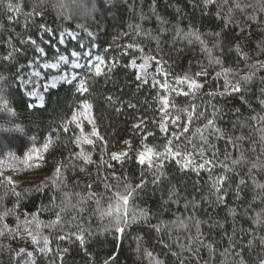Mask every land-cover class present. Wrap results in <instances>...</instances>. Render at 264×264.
<instances>
[{
	"label": "trees",
	"instance_id": "obj_1",
	"mask_svg": "<svg viewBox=\"0 0 264 264\" xmlns=\"http://www.w3.org/2000/svg\"><path fill=\"white\" fill-rule=\"evenodd\" d=\"M9 5L14 7L10 10ZM35 6L36 0H0V73L4 77L0 97L10 109L0 105V180L10 177L13 181L0 184V231L4 233L0 235V264H61L60 256L63 264H105L106 260L108 264H156L157 260L163 264H238L236 252H241L245 264H260L264 260V189L257 185H264V0H43L41 14L28 16ZM45 23L52 35L42 32L40 25ZM65 31L76 39L60 46L57 39ZM193 31L199 40L186 35ZM129 44L139 45V49H129ZM38 48L43 49L45 61L70 51H91L104 58L102 75H94L86 66L76 71L88 80L86 95L103 141L90 137L94 145L77 146L76 138L89 136L93 125L82 117L70 123L83 99L72 83L49 88L41 106L28 107L34 104L19 78L28 70L29 60L38 55ZM10 52L14 58L3 59ZM140 55L155 57L152 64L172 83L187 76L202 87L195 96H185L141 83L129 63ZM216 58L220 64L214 62ZM157 60L162 62L157 64ZM113 63L115 67L108 71ZM12 65L15 67L7 70ZM223 69L229 70L226 75ZM202 70L207 76H195ZM246 76L250 78L245 80ZM237 82L240 91L232 92L231 85ZM109 96L111 101L106 99ZM164 96L172 106L173 119H179L166 125L167 133L152 128L145 145L163 152L172 140L170 147L191 153L197 165L203 163L201 149L208 159L215 152L211 171L207 167L181 170L174 159L166 160L162 169L140 165L136 160L140 147L121 161L112 160L125 121L137 116L155 119L158 98ZM214 108L219 110L215 116ZM189 112L193 116L190 122ZM209 119H214L222 135L205 129ZM65 125L68 131H64ZM185 125L187 132H183ZM201 135L207 137V143ZM49 138L48 150L41 152ZM81 148L91 154V162L75 157ZM33 150L43 159L29 161L33 165L29 167L23 161ZM58 164L63 166L64 183L55 187L51 178ZM161 172L159 181L153 183ZM220 176L226 180L217 192L213 181ZM141 179L146 186L130 198L127 211L129 218L142 210L148 217L118 236L111 218L101 213L115 203L116 193H124L125 183L134 187ZM105 183L111 187L105 188ZM40 185H45L43 191H35ZM13 188L21 193L19 197ZM90 192L96 197L79 205L83 213L68 207L61 213L62 221L53 223L60 211L54 204L70 201L75 205ZM64 193L70 195L66 198ZM33 214L35 221L25 225ZM78 226L90 233L83 248L74 237L59 239L77 232ZM28 231L41 241L46 237L52 251L41 253L42 243L33 244ZM28 252L33 255L29 257Z\"/></svg>",
	"mask_w": 264,
	"mask_h": 264
},
{
	"label": "snow or ice",
	"instance_id": "obj_2",
	"mask_svg": "<svg viewBox=\"0 0 264 264\" xmlns=\"http://www.w3.org/2000/svg\"><path fill=\"white\" fill-rule=\"evenodd\" d=\"M43 0H36V6L33 9L32 13H29L28 16H33V15H40L42 12L41 9V4H42ZM207 3H211L212 0H206ZM14 6L13 5H9V9L11 10ZM61 7H63V5H61ZM236 7L239 8L240 5L239 3L236 4ZM17 11H19V8H16ZM27 18V17H26ZM41 28H43L45 31H47L48 29L46 28V26L44 24L40 25ZM178 35L180 34L179 32L177 33ZM93 35L92 33H89V36ZM187 36L191 37V36H195L197 40L200 39L199 34L195 31L193 32H189L186 34ZM217 37H219V33H216ZM200 43L203 45L204 41H200ZM32 44H35V41H32ZM159 44V41H158ZM127 48L131 49V48H137L139 49V45H134V44H129L127 45ZM39 52H43V49H37ZM18 49H13V52H18ZM140 51H142V49H140ZM237 51H239V49H237ZM73 56H76L77 53H72ZM13 53L10 52L8 54L7 57L3 58L5 60H11L13 59ZM60 61H65L66 58L64 56H60L59 57ZM96 63L92 64L91 61L89 62V71L93 72L94 75L99 76L103 74V68L106 66L105 64V60L104 58L97 56L96 58ZM149 59H155V57H146L144 58V64L140 65V68H144ZM162 61L157 60V64H160ZM214 62L216 64H220L221 61L216 58L214 59ZM132 66L136 67V61L132 60ZM77 67H79V65H76ZM15 65H12L9 69V71L12 70V68H14ZM115 67V63L108 65V71H111V69ZM223 73L226 75L227 72L229 71L228 69H223L222 70ZM16 75L17 76H21V71L20 69H16ZM35 76L38 77V73L34 74ZM166 75V74H165ZM221 75L220 72L217 73V76L219 77ZM195 76H207V72L206 71H200L195 73ZM250 77H244L245 80L249 79ZM0 79H4L3 74L0 73ZM61 80H64L65 82L71 84L73 81H78L77 85H76V92L83 97V99L80 101L79 105H78V110L76 112H73L72 116H71V121L70 123H74L77 122L79 118H84V119H88L89 123H91L93 125L92 127V132L90 133L89 136H80L76 138V144L79 147L81 144H88V145H94V140L90 137H96L97 139L103 141V136L100 135L97 127H96V123H95V119L92 117V108H93V104L90 102V100L88 99L87 95L89 93V84H88V80L86 78H81L78 74L75 75H69V74H65L64 76L60 77ZM137 79H140V76H137ZM146 82V81H145ZM56 83V81H52V86H54ZM177 83L178 84H187L188 87V91L187 92H180L179 94H183L185 96L188 95H193L195 96V93L202 87V85L193 78H189L187 76H185L184 78H177ZM21 84L22 86L27 87L28 85H32L33 88H35V81L31 78L25 80V79H21ZM161 87L163 88H167V82H165V84L161 85ZM225 87L226 89L229 87L228 82L226 81L225 83ZM171 91H177L176 89H171ZM231 91L232 92H239L240 91V83L237 82L235 85H231ZM10 95H14L13 93H10ZM28 95L33 96V97H39L41 100V104H43V97L39 96V93L35 90L31 91L28 93ZM209 95H215L214 93H209ZM107 100L111 101L112 97L109 96L106 98ZM162 99V108L161 111L165 112V118H167V109L169 108V99L167 96H164L161 98ZM0 105H2L6 110H10L8 109V102L6 100H4L3 97H0ZM28 107H35V105H29ZM196 106L193 105V109H195ZM119 110V109H117ZM187 111V110H185ZM218 109L214 108V116L215 113L218 112ZM200 115H203V113H200ZM193 116L192 113L189 112L188 114V120L189 122L192 120ZM179 119V117H176L175 119L172 120V123L175 124L176 121ZM144 124V121L141 120L139 124L134 125L135 128H141V126ZM79 123H77V127H79ZM161 131L167 133V126L164 123H161ZM213 129V133L214 134H221V129H219L218 127H216L215 125V121L214 119H209L207 121V124L205 125V129ZM64 131H68L67 126H64ZM188 131V127L187 125H185L183 127V132H187ZM197 132L200 133L201 130L197 129ZM147 135H151V133H147ZM147 135L145 136V139L147 138ZM173 135L176 137V139H179V135L176 133H173ZM201 139L205 141V143H207V137L201 135ZM237 139H241V138H237ZM229 143H233V145L235 146L234 142L232 141L231 138H229L228 140ZM51 143V139L49 138V142L45 143L43 146V149L41 150V152L43 151H47L49 148V145ZM127 143V142H126ZM173 141L169 140L168 141V146L165 147V150L163 152H159L156 151L154 148L148 147L147 145H144V148L139 151L136 155V160L140 165H147L149 168H159L162 169L164 166V162L166 160L169 159H174L176 161V163L178 165L181 166V170H187L190 167L192 168L193 171H198L200 169H205L207 167V170L211 171V169L215 166V156L216 153H213V158L212 159H208L204 157V152L203 149L200 150L199 155L200 157L203 159V163L200 164H195V162L191 159V153H181L179 151H174L172 149V147H170L172 145ZM35 153V155H34ZM76 158H83L85 163L91 162V154L90 153H85L83 151V149L81 148V151L79 153L74 154ZM128 153L127 152H121V153H113L111 158L114 161H121L122 157H127ZM43 159V155L40 152H37L36 150H33V152L28 153L25 158L23 163L28 165L29 167H32V164H29V161H32L34 159ZM227 158V156L225 157ZM13 159H15V157H13ZM243 159V153L241 154V158ZM155 161V162H154ZM239 161H233V163H238ZM36 167H39L38 164L35 165ZM111 167V165H109ZM62 165H57L55 172L53 173V176L51 178V182L55 187H59L61 184L64 183V176H63V172H62ZM257 165L253 164V168H256ZM251 171V170H250ZM163 175V173H159L158 175H156L153 179V183H157L160 179V176ZM107 177L105 178V180L107 181ZM119 179V178H117ZM226 180L225 176H220L218 178H216L213 181V187L216 189L217 192L221 191L222 188V184L223 182ZM245 183V181L243 179L240 180V184L243 185ZM0 184H8L11 185L13 184V181L11 180L10 177H5L3 180H0ZM145 182L143 179H141L140 183L136 184L134 187L130 184L125 183L124 185V193H116L115 194V203L110 204L108 209L105 210L103 213H101V215L103 216H108L111 218V227L114 230V232L118 235V236H122L125 232L126 229L131 227L133 224H135L138 220L141 219H147L148 217V213L146 211H141L139 213V215L137 214H133L131 216V218H129L128 216V211H127V205L128 202L130 200V198H132L138 191H141L144 189L145 187ZM258 187L264 189V185H257ZM45 185H40L38 186L35 191L41 192L43 191ZM89 188H91V185L88 186ZM111 185L109 183H105V188H110ZM239 187V186H238ZM12 191L14 192V194L19 197L21 195V193L19 192H15V189L13 188ZM26 191H30V190H26ZM70 194L69 193H64V196L67 198ZM79 194L77 193V196ZM94 197H96V193H92L90 192L89 195L87 197H81L78 201L77 204L73 205L71 204L70 201H61L60 205H55L54 207H59L60 211H58L56 213V220L53 221V223H60L62 221V216L61 213L65 212V210L68 207H71L73 209H78V211L80 213H83L84 208L79 207L80 204H82L85 200H91ZM218 200L222 201L223 200V196H218L217 197ZM55 200V197H53V201ZM97 204H99V200H97ZM36 217L35 214H33L32 216V220H27L25 219L24 224L25 225H31V223L33 221H35ZM78 219V217H73V220ZM3 220V216L0 215V221ZM259 222V221H257ZM199 225V221H197V226ZM7 227V225H5V228ZM20 225L17 226V230L20 229ZM27 230V229H25ZM157 231H160L159 227H156ZM4 233L2 231H0V235H3ZM28 235L31 237L32 243L33 244H37L40 245L42 243V246L39 247V251L43 254H47L49 252L52 251V249L49 247V240L45 237L42 238H38L37 234H34L32 231H28ZM90 235V233H88V231L86 229H84L82 226H78V231L77 232H71L69 233L67 236H60L59 239L64 240V239H72L73 237L75 238L76 241H79L80 246L83 248L85 246V239L86 236ZM139 239V237H138ZM197 239H199V237H197ZM231 239V238H230ZM251 241H249V245H251ZM261 244H264V238L261 239ZM167 246V245H166ZM21 252H24V249L20 250ZM64 252H67L68 249H63ZM228 250L226 249L225 252H227ZM19 254V253H18ZM27 255L29 257H31L33 255V253L28 252ZM149 256H151V253L148 254ZM173 255H176V253H173ZM236 256H239L240 259L238 261V264H245L242 254L241 252H236L235 253ZM61 264H63V257L60 256L59 257ZM105 264H108V261H105ZM156 264H163V261L157 260ZM183 264V262H182ZM260 264H264V260L260 261Z\"/></svg>",
	"mask_w": 264,
	"mask_h": 264
},
{
	"label": "rangeland",
	"instance_id": "obj_3",
	"mask_svg": "<svg viewBox=\"0 0 264 264\" xmlns=\"http://www.w3.org/2000/svg\"><path fill=\"white\" fill-rule=\"evenodd\" d=\"M48 29L45 31L43 28L42 32L45 34L52 35V28L48 24H44ZM53 38V36H52ZM76 39V35L71 33L70 31L62 32L58 39L57 43L60 46H66L68 41H74ZM56 48V47H55ZM42 49V48H40ZM72 53H77L76 56H73ZM66 58L65 61H60L59 57H57L53 61H45L43 58L45 57L44 51L41 53L38 51V55L33 57L32 60H29L27 63L28 70L23 73L22 77L19 78V83L25 92V94L32 99L33 104L36 106H41V100L39 97H33L28 95L29 92L35 90L39 93V96L43 97V94L49 89L56 87L62 83H67L64 80H61L60 77L64 76L65 74L75 75L77 74L76 71L83 66L87 68L89 62L91 61L92 64L96 63L97 54H94L91 51H70L68 54L62 55ZM149 57L148 55H140L137 57H133L130 60V66L136 72L137 76H140L139 81L141 83H150L151 85H158L162 91L166 94L175 93L178 94L180 92H187L188 87L187 84H174L170 80H168L165 76L160 74L159 66L152 64V59L148 60L147 65L144 68H140L139 66L144 64V58ZM132 60L136 61V67L132 66ZM79 65L77 67L76 65ZM47 72H52L53 74L47 77ZM38 73V77L34 74ZM33 79L35 81V88L32 85H28L27 87L22 86L21 79ZM52 81H56L55 85L52 86ZM146 81V82H145ZM167 82L168 87L163 88L161 85ZM78 81H73L72 84L77 85ZM171 89H176L177 91H171ZM158 98V97H157ZM158 111L157 116L155 119H148L146 117L137 116L134 121H125L123 132L119 135L116 144L114 153H121V152H129L133 149H137L140 147L141 149L144 148L145 145V136L147 133H150L152 128L161 129V123L165 125L172 123L173 120V109L172 106L169 104V108L166 110L168 115L165 118V112L161 111L162 108V99L158 98ZM143 120L144 124L141 128H135L134 125L140 123ZM127 142V143H126Z\"/></svg>",
	"mask_w": 264,
	"mask_h": 264
}]
</instances>
